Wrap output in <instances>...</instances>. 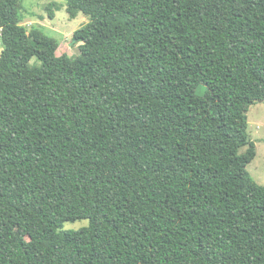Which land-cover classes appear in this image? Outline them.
<instances>
[{"label": "trees", "instance_id": "trees-1", "mask_svg": "<svg viewBox=\"0 0 264 264\" xmlns=\"http://www.w3.org/2000/svg\"><path fill=\"white\" fill-rule=\"evenodd\" d=\"M18 1L0 0V264H264L246 115L264 0H64L89 17L76 57Z\"/></svg>", "mask_w": 264, "mask_h": 264}, {"label": "rangeland", "instance_id": "rangeland-1", "mask_svg": "<svg viewBox=\"0 0 264 264\" xmlns=\"http://www.w3.org/2000/svg\"><path fill=\"white\" fill-rule=\"evenodd\" d=\"M18 7L21 15L19 23L27 31L38 27L52 37L57 43V55L76 57L79 54V43L73 38V32L88 22V15L78 12L75 17H70L64 0H19ZM30 64H39V61L33 57ZM197 93L206 96V86L200 85ZM246 115L248 137L254 142L256 150L247 169L256 182L264 185V101L250 105ZM245 149L246 146H242L239 152ZM86 225L88 220L79 219L64 222L63 228L77 230Z\"/></svg>", "mask_w": 264, "mask_h": 264}]
</instances>
